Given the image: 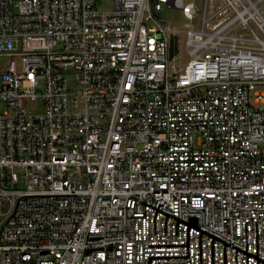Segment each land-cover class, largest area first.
<instances>
[{
  "label": "built area",
  "instance_id": "built-area-1",
  "mask_svg": "<svg viewBox=\"0 0 264 264\" xmlns=\"http://www.w3.org/2000/svg\"><path fill=\"white\" fill-rule=\"evenodd\" d=\"M97 1L0 0V264H264V0Z\"/></svg>",
  "mask_w": 264,
  "mask_h": 264
},
{
  "label": "rangeland",
  "instance_id": "rangeland-1",
  "mask_svg": "<svg viewBox=\"0 0 264 264\" xmlns=\"http://www.w3.org/2000/svg\"><path fill=\"white\" fill-rule=\"evenodd\" d=\"M194 3V7L199 9L201 6L202 0H192ZM113 6V0H98L97 8L100 10H109ZM156 19L159 21L160 19L164 20L162 23V27L168 29L169 32H178L180 33L187 27L195 28L198 22V15H195L191 20H186L180 13V11L176 9L170 8H162L160 15L156 16ZM154 24V22H152ZM184 61V58L175 59L176 63H181ZM6 62V59H0V66H2ZM32 110H36L39 112L41 110V106L39 104H33L31 106Z\"/></svg>",
  "mask_w": 264,
  "mask_h": 264
}]
</instances>
